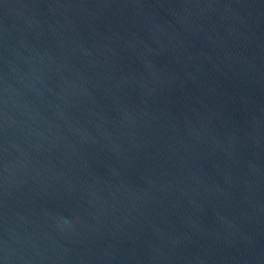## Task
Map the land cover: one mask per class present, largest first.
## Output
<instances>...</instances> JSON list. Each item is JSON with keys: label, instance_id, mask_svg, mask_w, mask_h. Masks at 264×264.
I'll use <instances>...</instances> for the list:
<instances>
[{"label": "water", "instance_id": "95a60500", "mask_svg": "<svg viewBox=\"0 0 264 264\" xmlns=\"http://www.w3.org/2000/svg\"><path fill=\"white\" fill-rule=\"evenodd\" d=\"M0 264H264V0H0Z\"/></svg>", "mask_w": 264, "mask_h": 264}]
</instances>
